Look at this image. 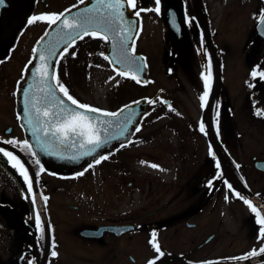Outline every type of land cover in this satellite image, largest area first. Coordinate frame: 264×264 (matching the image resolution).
<instances>
[{"label":"flooded vegetation","instance_id":"flooded-vegetation-1","mask_svg":"<svg viewBox=\"0 0 264 264\" xmlns=\"http://www.w3.org/2000/svg\"><path fill=\"white\" fill-rule=\"evenodd\" d=\"M23 1L21 8L20 0H4L0 6V148L28 169L36 203L17 169L0 154V264H264V254L238 259L264 247L259 231L264 226L244 203L249 200L264 218V115L257 114L264 113V78L259 76L264 72V0H161L159 14L149 11L155 8L154 0H139L145 11L134 42L146 65V80L138 90L141 97H152L145 117L159 108L168 120L156 134L157 153H132L131 137L95 157H83L77 166L59 168L40 161L45 171L39 184L38 157L23 144L29 140L21 122L19 90L33 63V49L49 25L28 20L55 14L67 0ZM63 63L61 68L55 64L56 73L73 98L101 111L119 110L81 99L70 87L68 65ZM209 70L211 91L202 108V77ZM157 71L175 81L173 89L158 86L149 92ZM189 86L191 110L180 96ZM172 136L180 156L187 159L183 182L175 173L169 184L161 180L136 185V174L148 172L133 169V161L155 162L161 178L174 167ZM7 140L15 146L4 143ZM185 142H191L193 153ZM66 150L67 158L81 159L79 142L69 143ZM100 156L108 159L95 164ZM37 213L43 233L36 227ZM52 251L57 256L52 257Z\"/></svg>","mask_w":264,"mask_h":264},{"label":"snow or ice","instance_id":"snow-or-ice-1","mask_svg":"<svg viewBox=\"0 0 264 264\" xmlns=\"http://www.w3.org/2000/svg\"><path fill=\"white\" fill-rule=\"evenodd\" d=\"M79 3L84 4L85 0H79ZM97 3L98 7L94 9H86V14H80L71 20L64 18V13L44 14L31 17L28 20V24L43 21L48 23L49 26H52L58 24L59 22L62 29L72 30L68 33H62L60 35V41L67 45V47L63 49V52L60 53L59 58L56 59L55 64L57 66L60 64V60L63 59L64 55L68 53V48L75 46L77 39L83 40L85 37H92L98 38L105 42L113 40L112 53L115 59H110L107 55H104V59L110 64L119 65L120 69H123H114L118 76L129 77L137 83H141L139 73L143 71V68L146 67V65L139 64V58L135 57V38L132 33L135 32L138 34L140 30L138 19L140 17L141 11L145 10L139 8V0H97ZM154 3L155 8L149 9V11L154 10L157 14H159L161 0H154ZM3 4L4 0H0V6ZM101 8L104 9L103 12H101ZM125 9H128L134 18L126 17ZM67 11L71 10L69 9ZM260 19L262 22H264V13L261 14ZM171 22L173 25L176 24V18L174 15L172 16ZM187 22L191 23V20ZM73 32L75 35H73ZM121 33H123L122 36ZM47 35L48 33L46 32L45 36ZM116 37H119L118 42H115ZM130 41L132 42L131 46L129 44ZM201 43H203V40ZM36 51V49H33L34 54ZM46 52L49 53V55H46ZM56 55L57 53L55 51V45L45 46V51L40 52L39 54V60L44 63L36 66L34 71H32L33 77H39L40 84L44 86L40 88V91L45 93L44 97L38 98L33 96L32 99L29 100V90L33 87L32 85H29V90H24L23 92L25 98L23 115L26 117L27 126L29 127L32 135L35 137L37 146H39L42 150L47 151L49 155H58V153L55 151H48L53 141L64 146H67L69 143L72 146H75L77 142H79V147L81 149L86 148V146H94L88 151L81 153V156L93 155L102 144H107L109 139H114L115 137L105 136L103 139L101 137L102 131L107 134V129L112 127L113 122L111 120H99L98 117L88 114L98 113L105 117H120L121 113L124 112V109L122 108L119 112H106L94 107H90L89 105L79 103L69 94L68 89L62 83H60L59 77L56 73V68L51 63H48L50 57H56ZM72 55L75 56V53H72ZM29 63L31 64V61ZM28 71L30 70L26 68V72ZM251 75L253 78H256L258 73L257 71H253ZM259 76L264 78V72H259ZM202 78L204 80L205 90L203 95L200 96V100L201 107L203 108L208 102L207 98L211 91V71L209 70L208 73L203 75ZM49 79L54 82L52 87L57 89L59 93L62 94L63 98L58 96L56 91L49 90L47 84ZM110 79H115V77H111ZM66 101L70 102V105L74 106V108L66 104ZM135 103L139 104V101ZM149 103L152 102L149 101ZM41 104H43V107L39 106ZM78 109H83L84 111H78ZM257 114L264 115V113ZM217 116H219V112H217ZM41 117H43V119ZM125 121H127V123H125ZM131 123V114L124 117V120L119 121L117 127L123 124L122 131L120 132L121 136H123L124 133L128 131V125ZM135 131L139 132L140 128L136 127ZM200 131H205L203 123L200 125ZM41 133L43 137L49 138L47 142L42 140ZM4 143L15 146L16 142L13 140H7L4 141ZM23 144L32 156L36 155V153L32 150L33 146L29 143V141L25 140ZM123 146L124 145L121 144V147ZM0 154H3V156L6 157L11 163V166L17 169L19 175L23 178L27 186L28 193L32 194L31 199L33 204H35L36 197L33 193V179L24 163L13 153L8 152L3 148H0ZM71 159H77V157L73 156ZM106 159H108L107 156H100L95 159L94 162L95 164H99L102 160ZM35 164L40 165L39 159L35 160ZM89 167H92V165L89 164ZM151 167L156 168L157 165L153 164ZM216 167L220 168L219 162L216 163ZM86 170L87 169H85V171ZM44 171V167L40 165L39 170L35 173L37 178L36 184H39V176ZM83 174L84 173L81 172L78 175ZM219 175L220 174L217 173V177H219ZM228 187L231 189L232 186L229 184ZM235 195L240 196L239 193H235ZM47 199V197H43L44 201H47ZM244 203L247 204L254 213H256L258 217L257 223L264 226V218H259L260 214L257 212V209L252 206L251 202L247 199H244ZM35 220L37 229L43 233L44 229L42 227L39 213L36 214ZM259 231L261 237L264 238V227H261ZM40 239H43V236H41ZM153 240H155V233H153ZM153 247H155L157 253L160 256L164 255L157 245L153 244ZM260 254H264V247H261L259 251L253 249L247 254V256L240 257L238 259H249L250 257H255ZM51 256H57L56 251H52ZM28 264H32V261L29 260Z\"/></svg>","mask_w":264,"mask_h":264},{"label":"rangeland","instance_id":"rangeland-1","mask_svg":"<svg viewBox=\"0 0 264 264\" xmlns=\"http://www.w3.org/2000/svg\"><path fill=\"white\" fill-rule=\"evenodd\" d=\"M77 1L79 0H67L65 3L59 5V9L56 10L55 14L60 10H65L66 7L76 5L78 3ZM20 2L19 8H21L23 2L25 1L20 0ZM19 8H17V10H19ZM235 35V33H231V38H234V40L236 37ZM93 40L95 39L85 37L83 40L77 41L75 46L70 47L68 49V53L64 55L63 59L60 61L63 63V60H66L65 63L68 65L70 87L76 90V93L86 103L95 104L97 107L104 110L113 109L114 107L121 106L130 102L131 100H134L139 95V88L137 89V86L134 82H129L128 77L118 76L116 71L108 66L106 62H104L101 56L98 55L99 50L103 47V42L102 44L95 46L93 45ZM235 41H237V38ZM236 46L239 47V44ZM72 53H75V56H73ZM61 63L59 65L60 68ZM234 68L235 67L233 66V69ZM157 73H159V75L157 74V80L150 83L149 92L153 93L158 86H162L163 88L165 87L167 89L174 88L175 81L172 78L160 74L159 71H157ZM111 77H115V79H110ZM189 90L190 86L185 87L186 93L180 95L184 100V103L182 104L180 102V105L182 104L187 106V109L191 110L193 104L191 97L188 95ZM247 113L248 111L244 114L245 117L247 116ZM166 115L167 113H163L161 110H159V108H155V113H152L150 116H146L144 119H142L138 126L140 131H135L133 133L134 140L131 146L132 153L136 154L138 152V154L141 155L145 154L146 152L157 153V144L159 138L156 134H158V132L161 133V126L163 123L168 121ZM250 119L255 120L254 118ZM146 126L148 128H145ZM166 128L168 130L169 126L166 125ZM170 132L171 130L169 133ZM150 135H153V138L151 137L150 139ZM171 138V144L174 145L173 148H175L177 155L174 167H170L169 171L167 170L164 174H162L163 178H161L157 177L156 175L158 166L153 168L151 167L152 164L149 162L138 160L133 161V169L145 170L148 172V174H136L138 177V181L135 183L136 185H157L161 180H164L166 184H169V181L172 179V175L175 173L181 176L180 179H182L183 182L184 176H182V174L185 173L184 166L187 162V159L180 156L179 149L176 148L177 141L175 136H172ZM185 147L193 153V145L191 142H187ZM153 164L156 165L155 162H153ZM149 180H151V183H149ZM177 181L180 182L179 179Z\"/></svg>","mask_w":264,"mask_h":264},{"label":"water","instance_id":"water-1","mask_svg":"<svg viewBox=\"0 0 264 264\" xmlns=\"http://www.w3.org/2000/svg\"><path fill=\"white\" fill-rule=\"evenodd\" d=\"M96 7H98L97 0H85L84 4H80L76 7L71 8L70 9L71 11L66 10L65 12H63L65 14L64 18L71 20L80 14H86L85 13L86 9H89V8L94 9ZM103 11H104V9L101 8V12H103ZM125 14H126V17H128V18H134V17H132V15L128 9H125ZM260 21H261V19H260ZM257 29H258V24H257ZM257 29H256V31H257ZM70 31H72V30L62 29L60 27L59 22L56 25H52L48 29V31H47L48 35L47 36L44 35L42 37L43 39L41 38L40 41L36 45L37 51L35 53L34 63L32 65V67L30 68L29 74L27 75L26 80H25L24 84L22 85L20 92H19L21 95V98L19 100V106H20V110H21L20 111L21 122L24 126V129H25L26 138L31 142V144H32V146H33V148H34V150H35L40 161H42L44 163L51 164L53 166L61 167V168L65 167V166H74V165L80 164L83 161V156H81V153L88 151L91 147H94V146H86V148L82 149V152L80 153V157H81L80 160H73V159L67 158V154H69V151L66 150V146L60 145V144L56 143L55 141H53L51 143V147L49 148L48 151H55L58 153V155L52 156V155H49L47 151L42 150L39 146H37V141H36L35 137L32 135L29 127L27 126L26 117H24V115H23L24 114V100H25L23 92H24V90H29V85H32L33 87L29 90V100H31L33 96L38 97V98L44 97L45 93L40 91V88H42L44 86L40 84V78L39 77H33L32 71H34L36 66H39L41 63H44V62H41L39 60V54H40V52L45 51V46L55 45V51H56L57 55H56V57H50V60L48 61V63H51L54 66V62H55L59 52L61 51V49L63 47L66 46L62 41H60V35L62 33H68ZM73 35H75L74 32H73ZM122 35H123V33H121V36ZM132 35L135 36V32H133ZM118 40H119V37H116L115 42H118ZM112 43H113V40H110L106 51H104V54L109 56L110 59L114 60L115 57L112 53ZM45 54L49 55V53H47V52ZM135 57L139 58L138 59L139 64L144 65L143 58L140 54L135 53ZM110 65L115 67V68L120 69L119 65H116V64H110ZM144 68H143V71L139 73V77H140L141 81L145 80V77L143 75L144 74ZM120 70H123V69H120ZM47 84H48L49 90L56 91L57 95L61 96V98H63L62 94L59 93V91L57 89L52 87V85L54 84L53 81H51L49 79ZM65 100H66V98H65ZM137 101H139V104L135 103ZM149 101H150L149 99H147L146 97H143V98H140L138 100H135V101L125 105V106H129V107L123 106L122 108L124 109V112L121 113L120 117H105V116H102L98 113L97 114H88V115H92L94 117H98L99 120H105V121L111 120L113 122L112 127H109L107 129V134H105L102 131L101 137H102V139L105 138V136L115 137V138L109 139L107 144H102L101 147L99 149H97V151L93 155L85 156V158L96 155L98 152L105 149L106 147L111 146V144L115 143L118 140L129 138L131 131L133 130V128L137 124V121L139 119L140 114H144L147 111L146 105L149 103ZM66 104L71 106L70 102L66 101ZM39 106L43 107V104H41ZM71 107L74 108V106H71ZM53 110H55V109H53ZM78 111H84V110L78 109ZM119 111H117V112H119ZM130 114L132 115V123L128 125V131H126L124 133V135L121 136L120 132L122 131L123 124H121L119 127H117V124L119 123V121L124 120V117L129 116ZM41 118L43 119V117H41ZM125 123H127V121H125ZM41 136H42V140H44L45 142L48 141V139H49L48 137H43L42 133H41Z\"/></svg>","mask_w":264,"mask_h":264}]
</instances>
